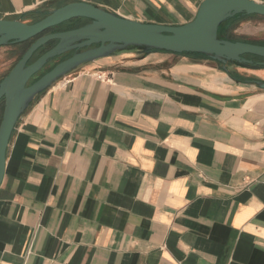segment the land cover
<instances>
[{
  "label": "crops",
  "instance_id": "0c3cea01",
  "mask_svg": "<svg viewBox=\"0 0 264 264\" xmlns=\"http://www.w3.org/2000/svg\"><path fill=\"white\" fill-rule=\"evenodd\" d=\"M203 1L0 0V20L82 2L181 26ZM223 67L128 50L39 94L6 152L0 264H264V68Z\"/></svg>",
  "mask_w": 264,
  "mask_h": 264
},
{
  "label": "water",
  "instance_id": "95a60500",
  "mask_svg": "<svg viewBox=\"0 0 264 264\" xmlns=\"http://www.w3.org/2000/svg\"><path fill=\"white\" fill-rule=\"evenodd\" d=\"M241 15L264 18V3L252 0H204L195 18L181 26L142 23L119 17L87 3H71L48 10L32 24L20 20H0V47L14 46L35 39L17 63L0 81L3 102L0 122V185L11 135L34 99L54 83L79 67L128 50L164 51L173 54H198L222 64L264 68V46L232 42L220 37ZM86 24L82 25L83 23ZM78 28L41 34L66 24ZM50 42L56 44L36 58L35 54ZM73 52L49 72L28 85L29 81L54 59ZM248 57H253L250 59ZM264 89V83H257Z\"/></svg>",
  "mask_w": 264,
  "mask_h": 264
},
{
  "label": "rangeland",
  "instance_id": "374dc122",
  "mask_svg": "<svg viewBox=\"0 0 264 264\" xmlns=\"http://www.w3.org/2000/svg\"><path fill=\"white\" fill-rule=\"evenodd\" d=\"M234 32L235 34L241 36L243 35L252 41H264V19H244L237 24ZM21 56V50L18 48L12 46L0 47V80H2V78L7 75V73ZM63 58H65V56H63ZM1 119L2 112H0V122Z\"/></svg>",
  "mask_w": 264,
  "mask_h": 264
},
{
  "label": "trees",
  "instance_id": "16d2710c",
  "mask_svg": "<svg viewBox=\"0 0 264 264\" xmlns=\"http://www.w3.org/2000/svg\"><path fill=\"white\" fill-rule=\"evenodd\" d=\"M250 18H259V19H264L262 17H259V16H247V15H241L239 16L238 18H236L235 20L231 21V24L229 25L228 28L226 29H222L221 32H220V37L222 38H226L232 42H237V41H240V42H245V43H250V44H255V45H260V46H264V41H261V42H258V41H252V40H249L247 37L245 36H241V35H237L234 33V30L237 26V24L239 22H241L242 20L244 19H250ZM35 41V39L33 40H29L27 42H24L22 44H20V50H21V53L23 55V53H25V51L30 47V45ZM51 47V45L47 44L45 45L43 48H41L39 51H38V56L43 54L45 51H47L49 48ZM250 59H254L253 57H248ZM1 81V80H0Z\"/></svg>",
  "mask_w": 264,
  "mask_h": 264
},
{
  "label": "flooded vegetation",
  "instance_id": "af4514ba",
  "mask_svg": "<svg viewBox=\"0 0 264 264\" xmlns=\"http://www.w3.org/2000/svg\"><path fill=\"white\" fill-rule=\"evenodd\" d=\"M87 22L83 23L82 25L86 24ZM81 26V25H79ZM79 26H75L74 24H66L64 27H60V28H56V29H52L49 30L43 34H41L40 36L49 34V33H55V32H62V31H68V30H72L75 28H78ZM56 44V42H50L49 45H51V47L49 49H51L54 45ZM12 47L18 48L20 49V44L14 45ZM48 49V50H49ZM47 50V51H48ZM46 52V51H45ZM44 52V53H45ZM42 55V54H41ZM73 55V52L70 53H66L56 59H54L52 62H50L49 64H47L38 74H36L28 83V85L32 84L33 82H35L36 80H38L41 76H43L45 73L49 72L53 67H55L58 63L62 62L63 60L69 58L70 56ZM37 56V57H36ZM40 56V55H39ZM38 56V52L35 54L34 58L32 59L31 62H33L36 58L39 57ZM63 56H65V58H63ZM36 57V58H35ZM63 58V59H62ZM3 111V102L0 101V112Z\"/></svg>",
  "mask_w": 264,
  "mask_h": 264
}]
</instances>
